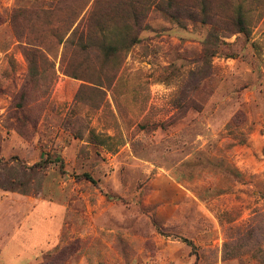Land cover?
Segmentation results:
<instances>
[{
    "label": "rangeland",
    "instance_id": "obj_1",
    "mask_svg": "<svg viewBox=\"0 0 264 264\" xmlns=\"http://www.w3.org/2000/svg\"><path fill=\"white\" fill-rule=\"evenodd\" d=\"M0 264H264V0H0Z\"/></svg>",
    "mask_w": 264,
    "mask_h": 264
},
{
    "label": "trees",
    "instance_id": "obj_2",
    "mask_svg": "<svg viewBox=\"0 0 264 264\" xmlns=\"http://www.w3.org/2000/svg\"><path fill=\"white\" fill-rule=\"evenodd\" d=\"M137 18V17H135ZM95 16L93 17V14L87 13L86 15H84L79 22L77 23V26L74 30V32H78V36H79V44L78 46L80 47V50L83 51H87L89 49V39L91 36V33L94 29V27H99L100 23L97 21V19H95ZM95 22V23H94ZM94 23V24H93ZM241 26V23H240ZM99 30H102V27L100 26ZM245 29L242 28L241 26V30L240 32H244ZM73 32V33H74ZM72 33V35H73ZM109 47H107L108 49ZM46 165V163H41L39 165L36 166H41L44 167ZM85 178L89 181H92L91 177L89 175H85Z\"/></svg>",
    "mask_w": 264,
    "mask_h": 264
}]
</instances>
